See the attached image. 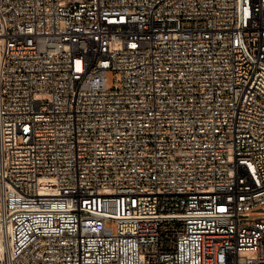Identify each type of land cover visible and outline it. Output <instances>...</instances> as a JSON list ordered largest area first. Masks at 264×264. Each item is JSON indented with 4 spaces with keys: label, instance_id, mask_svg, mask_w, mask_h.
Segmentation results:
<instances>
[{
    "label": "built area",
    "instance_id": "built-area-1",
    "mask_svg": "<svg viewBox=\"0 0 264 264\" xmlns=\"http://www.w3.org/2000/svg\"><path fill=\"white\" fill-rule=\"evenodd\" d=\"M264 0H0V264H264Z\"/></svg>",
    "mask_w": 264,
    "mask_h": 264
},
{
    "label": "rangeland",
    "instance_id": "rangeland-1",
    "mask_svg": "<svg viewBox=\"0 0 264 264\" xmlns=\"http://www.w3.org/2000/svg\"><path fill=\"white\" fill-rule=\"evenodd\" d=\"M259 220L264 221V209L263 208L253 209L250 212V217H248V218H241V221L242 222H245V221L252 222V221H259Z\"/></svg>",
    "mask_w": 264,
    "mask_h": 264
}]
</instances>
